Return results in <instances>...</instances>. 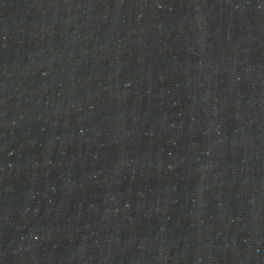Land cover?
I'll use <instances>...</instances> for the list:
<instances>
[{
	"label": "water",
	"instance_id": "obj_1",
	"mask_svg": "<svg viewBox=\"0 0 264 264\" xmlns=\"http://www.w3.org/2000/svg\"><path fill=\"white\" fill-rule=\"evenodd\" d=\"M0 264H264V0H0Z\"/></svg>",
	"mask_w": 264,
	"mask_h": 264
}]
</instances>
